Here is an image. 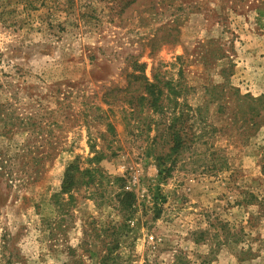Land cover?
Returning a JSON list of instances; mask_svg holds the SVG:
<instances>
[{"label":"rangeland","instance_id":"374dc122","mask_svg":"<svg viewBox=\"0 0 264 264\" xmlns=\"http://www.w3.org/2000/svg\"><path fill=\"white\" fill-rule=\"evenodd\" d=\"M0 264H264V0H0Z\"/></svg>","mask_w":264,"mask_h":264},{"label":"trees","instance_id":"16d2710c","mask_svg":"<svg viewBox=\"0 0 264 264\" xmlns=\"http://www.w3.org/2000/svg\"><path fill=\"white\" fill-rule=\"evenodd\" d=\"M138 80V79H137ZM144 90L146 91V93L141 96L139 98V100L141 102H145L151 109L153 108L154 110H157V109H160L161 108V92L158 91L157 94L155 95V92L153 91L154 88H155V85L153 84H148V82L145 80V85H144ZM175 120V118H174ZM173 137V140L175 142V146L174 147H177L178 145H180V140L177 138V135H172ZM77 171V168L76 167H73V165H70L66 170H65V174H64V181L62 183V186H61V190L58 194H56L54 197L58 198L59 196L63 195V194H69L70 193V190H71V187L73 185V174L72 172H75ZM118 181H121L122 180H118ZM119 195H122L123 198H125V201L126 200H129L131 201V198L133 197L131 193H128V192H123ZM70 199H71V196H69ZM128 202L129 205H131V202ZM58 204H60V202L57 200Z\"/></svg>","mask_w":264,"mask_h":264}]
</instances>
